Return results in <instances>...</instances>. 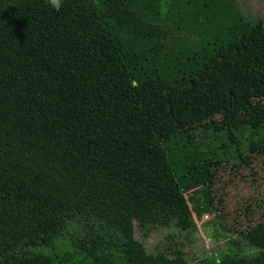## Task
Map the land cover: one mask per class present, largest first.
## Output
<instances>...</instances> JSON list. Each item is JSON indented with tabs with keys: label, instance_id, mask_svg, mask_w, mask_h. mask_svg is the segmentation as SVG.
Here are the masks:
<instances>
[{
	"label": "trees",
	"instance_id": "16d2710c",
	"mask_svg": "<svg viewBox=\"0 0 264 264\" xmlns=\"http://www.w3.org/2000/svg\"><path fill=\"white\" fill-rule=\"evenodd\" d=\"M259 157L264 25L237 0H0V264H264V217L255 252L196 263L133 234L223 210L218 176Z\"/></svg>",
	"mask_w": 264,
	"mask_h": 264
},
{
	"label": "rangeland",
	"instance_id": "374dc122",
	"mask_svg": "<svg viewBox=\"0 0 264 264\" xmlns=\"http://www.w3.org/2000/svg\"><path fill=\"white\" fill-rule=\"evenodd\" d=\"M237 1L243 13L259 15L264 25V0ZM195 81L203 93L199 113L220 109L223 92L216 78L203 72L195 77ZM212 194L216 202L220 201L223 210H211L200 218L192 211L195 227L187 230L175 226L143 228L133 220L134 237L150 254L163 253L172 257L179 250L190 263L226 251L229 240H236L246 253L255 252L240 232L264 217V157L255 159L251 166L241 164L219 175ZM188 196L189 193H186ZM189 205L192 207V202L189 201ZM232 247L234 249L235 245L230 250Z\"/></svg>",
	"mask_w": 264,
	"mask_h": 264
},
{
	"label": "clouds",
	"instance_id": "9594fccd",
	"mask_svg": "<svg viewBox=\"0 0 264 264\" xmlns=\"http://www.w3.org/2000/svg\"><path fill=\"white\" fill-rule=\"evenodd\" d=\"M48 4L53 10L58 11L61 8L62 0H48Z\"/></svg>",
	"mask_w": 264,
	"mask_h": 264
}]
</instances>
